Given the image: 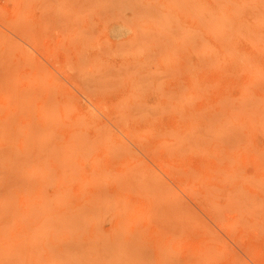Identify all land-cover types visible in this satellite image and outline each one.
Wrapping results in <instances>:
<instances>
[{"label": "rangeland", "instance_id": "374dc122", "mask_svg": "<svg viewBox=\"0 0 264 264\" xmlns=\"http://www.w3.org/2000/svg\"><path fill=\"white\" fill-rule=\"evenodd\" d=\"M0 264H264V0H0Z\"/></svg>", "mask_w": 264, "mask_h": 264}]
</instances>
